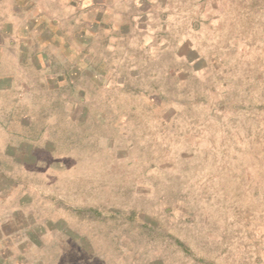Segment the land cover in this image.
I'll use <instances>...</instances> for the list:
<instances>
[{"label": "rangeland", "instance_id": "obj_1", "mask_svg": "<svg viewBox=\"0 0 264 264\" xmlns=\"http://www.w3.org/2000/svg\"><path fill=\"white\" fill-rule=\"evenodd\" d=\"M0 264H264V0H0Z\"/></svg>", "mask_w": 264, "mask_h": 264}]
</instances>
